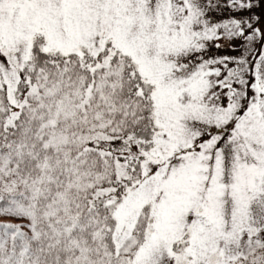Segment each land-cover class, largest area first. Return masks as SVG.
I'll return each mask as SVG.
<instances>
[{
	"label": "snow or ice",
	"instance_id": "6c2138e0",
	"mask_svg": "<svg viewBox=\"0 0 264 264\" xmlns=\"http://www.w3.org/2000/svg\"><path fill=\"white\" fill-rule=\"evenodd\" d=\"M255 6L0 0V264H264Z\"/></svg>",
	"mask_w": 264,
	"mask_h": 264
},
{
	"label": "rangeland",
	"instance_id": "374dc122",
	"mask_svg": "<svg viewBox=\"0 0 264 264\" xmlns=\"http://www.w3.org/2000/svg\"><path fill=\"white\" fill-rule=\"evenodd\" d=\"M254 2L256 4V6L251 10V14L253 16L264 17V6H262L260 4V0H254ZM240 14L244 15L245 17H247L249 15L248 12H243ZM232 15H234L232 10L224 9V10H222L216 14V18H217V20L226 19V18L231 17ZM220 43L223 44L224 47L219 48V49H215V48L212 49V54H214L216 56H224V55L239 56L241 54V51L238 48L228 46V44L225 41L221 40ZM242 43H243V41H241V40L232 41L233 45H241ZM259 46H260L259 43H257L253 47L255 49V48H259Z\"/></svg>",
	"mask_w": 264,
	"mask_h": 264
}]
</instances>
